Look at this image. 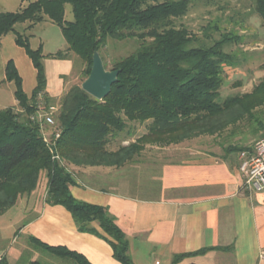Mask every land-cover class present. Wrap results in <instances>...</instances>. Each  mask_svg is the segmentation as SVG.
Segmentation results:
<instances>
[{
    "label": "trees",
    "instance_id": "obj_1",
    "mask_svg": "<svg viewBox=\"0 0 264 264\" xmlns=\"http://www.w3.org/2000/svg\"><path fill=\"white\" fill-rule=\"evenodd\" d=\"M67 4L72 6V20L65 18ZM192 4L193 0H31L18 10L0 12V38L13 32L16 44L25 49L37 70V85L29 96L14 61L6 62L5 78L14 83L19 109L0 110V216L31 195L45 174L44 201L64 206L80 232L107 241L121 263L135 264L129 240L109 209L74 197L67 164L121 166L147 143L170 144L216 134L246 115L253 117V110L264 104V80L251 93L221 99L223 65L234 58L224 47L238 37L224 33L214 40L206 32L202 38L178 24ZM255 4L264 20V0ZM46 18L60 27L68 44L66 51L49 56L64 59L74 53L86 63V76L94 52L101 54L109 38L136 44L111 64L104 60L106 69L119 70L105 98L96 99L81 84L69 88L55 113L49 142L39 119V112L53 105L47 93L45 55L42 45L31 47V35L25 33ZM22 22H28L24 33L16 30ZM136 122L145 123V133L112 150L121 134L132 135L129 125ZM29 241L56 257L93 264L64 245H50L34 236ZM218 248L176 254L171 264ZM0 264H9L8 259L3 256Z\"/></svg>",
    "mask_w": 264,
    "mask_h": 264
},
{
    "label": "crops",
    "instance_id": "obj_2",
    "mask_svg": "<svg viewBox=\"0 0 264 264\" xmlns=\"http://www.w3.org/2000/svg\"><path fill=\"white\" fill-rule=\"evenodd\" d=\"M70 68H61L57 83L47 78V93L58 99L52 103L58 108L69 83L62 75ZM35 74L36 83L27 91L20 73L29 96L37 85L36 68ZM121 140L112 150L129 144ZM209 146L198 139L153 142L121 166L68 163L74 179L71 192L78 200L109 209L129 240L135 264H171L176 254L209 247L219 248L177 264H264V192L242 189L239 155L223 156ZM46 186L0 216V259L5 256L9 264H69L33 247L29 237L34 236L78 251L93 264H123L107 241L80 232L64 206L44 201Z\"/></svg>",
    "mask_w": 264,
    "mask_h": 264
},
{
    "label": "rangeland",
    "instance_id": "obj_3",
    "mask_svg": "<svg viewBox=\"0 0 264 264\" xmlns=\"http://www.w3.org/2000/svg\"><path fill=\"white\" fill-rule=\"evenodd\" d=\"M30 1L0 0V12L18 10ZM65 18L67 20L73 19L70 4L66 5ZM177 23L187 26L191 32L202 36V38H205L206 32L210 36L209 39L214 40L221 38L224 33L238 37L224 47L225 51L231 53L234 58L231 63L223 65V84L220 89L222 100L234 95L251 93L264 80V20L256 11L255 0H193L187 14ZM27 25L28 22L18 23L16 30L24 33ZM25 33L31 35L30 44L32 48L36 49L41 44L43 45L45 55L43 62L49 82L52 80L57 83L60 80L59 74L62 73L61 68L71 64L70 72L62 75V79L69 82L66 83L68 90L75 84H82L87 77L85 75L87 65L77 55L70 53L64 59L49 56L59 50L66 51L68 48L58 25L46 18ZM135 47L136 44L133 40L120 41L109 38L106 46L101 49L100 55L103 62L105 60L111 64L115 59L133 51ZM9 59H13L18 66L27 91H30L36 83L35 68L23 47L16 44L15 34L10 32L2 36L0 38V110L9 107L18 108L14 96V83L5 78V66ZM53 102L58 104L59 101L57 99ZM252 114L253 117L246 115L219 133L202 134L191 139L202 141L204 146L211 144L209 147L220 155L237 156L241 148L252 147L264 135V126L262 127L256 121L257 119L264 125V104L255 108ZM43 123V131L47 136H51L53 126ZM129 127L133 137L130 134L127 136L125 132L120 135L122 140H127L129 143L132 142V138L136 140L138 138L136 136L142 135L143 131L146 130L145 123H131ZM46 182L47 177L43 174L37 189H44ZM43 252L56 259L70 261L69 264H77L73 260L59 258L46 251Z\"/></svg>",
    "mask_w": 264,
    "mask_h": 264
},
{
    "label": "built area",
    "instance_id": "obj_4",
    "mask_svg": "<svg viewBox=\"0 0 264 264\" xmlns=\"http://www.w3.org/2000/svg\"><path fill=\"white\" fill-rule=\"evenodd\" d=\"M58 107L51 105L48 111L39 112V119L45 124L54 126L56 124L54 113ZM51 133V135H52ZM46 141H50V136L43 131ZM56 138L60 133L56 132ZM239 172L242 179V189L251 194L264 192V135L260 137L250 148L239 152Z\"/></svg>",
    "mask_w": 264,
    "mask_h": 264
},
{
    "label": "water",
    "instance_id": "obj_5",
    "mask_svg": "<svg viewBox=\"0 0 264 264\" xmlns=\"http://www.w3.org/2000/svg\"><path fill=\"white\" fill-rule=\"evenodd\" d=\"M119 70H108L104 66L99 52H94L91 71L82 82L81 87L96 99L105 98L118 79Z\"/></svg>",
    "mask_w": 264,
    "mask_h": 264
}]
</instances>
